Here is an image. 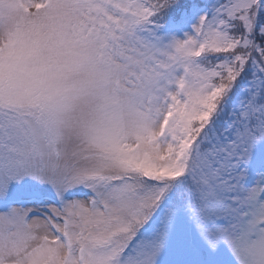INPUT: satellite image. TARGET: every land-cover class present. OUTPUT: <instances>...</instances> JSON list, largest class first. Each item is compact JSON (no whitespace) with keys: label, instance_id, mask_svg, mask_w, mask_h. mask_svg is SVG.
Masks as SVG:
<instances>
[{"label":"snow or ice","instance_id":"snow-or-ice-1","mask_svg":"<svg viewBox=\"0 0 264 264\" xmlns=\"http://www.w3.org/2000/svg\"><path fill=\"white\" fill-rule=\"evenodd\" d=\"M0 264H264V0H0Z\"/></svg>","mask_w":264,"mask_h":264}]
</instances>
